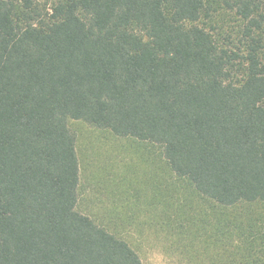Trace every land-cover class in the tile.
Wrapping results in <instances>:
<instances>
[{
    "label": "trees",
    "instance_id": "16d2710c",
    "mask_svg": "<svg viewBox=\"0 0 264 264\" xmlns=\"http://www.w3.org/2000/svg\"><path fill=\"white\" fill-rule=\"evenodd\" d=\"M78 123L187 264H264V0H0V264H143L135 210L77 208Z\"/></svg>",
    "mask_w": 264,
    "mask_h": 264
},
{
    "label": "rangeland",
    "instance_id": "374dc122",
    "mask_svg": "<svg viewBox=\"0 0 264 264\" xmlns=\"http://www.w3.org/2000/svg\"><path fill=\"white\" fill-rule=\"evenodd\" d=\"M76 127L81 193L77 208L102 218L114 208L128 214L135 210V221L126 235L143 264H187L189 255L181 254L173 240L153 224V209L148 205L152 167L141 161L127 139L81 123Z\"/></svg>",
    "mask_w": 264,
    "mask_h": 264
}]
</instances>
